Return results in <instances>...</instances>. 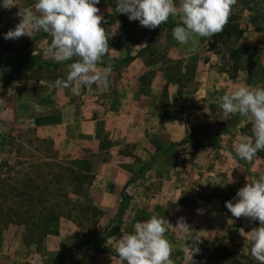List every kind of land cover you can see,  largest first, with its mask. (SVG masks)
<instances>
[{"label":"crops","instance_id":"1","mask_svg":"<svg viewBox=\"0 0 264 264\" xmlns=\"http://www.w3.org/2000/svg\"><path fill=\"white\" fill-rule=\"evenodd\" d=\"M109 3L100 0L107 12ZM34 4L35 0L20 1L7 10L12 13L0 20V37L5 42L16 47L51 42V36L41 31L4 39V34L22 20L16 15L19 7L34 8ZM136 23L143 31L141 41L131 46L109 45L97 65L98 70L111 67L108 86L80 85L75 94L70 89L51 88L57 79H66L68 65L79 57L61 63L36 48L29 61L8 66L5 102L13 104L21 119L25 117L39 139L51 141L60 155L94 176L93 182H133L136 195L131 202L137 209L156 202L151 190L155 185L166 198L163 201H182L180 209L195 214L201 223L194 229L197 237L189 242L195 241L203 251L244 249L238 239L245 238L243 234L258 228L259 223L243 216L233 222L225 202L236 195L225 196L221 185L231 187L238 182L239 190L251 182V169L264 176V158L245 161L235 156L233 144L249 137L245 133L249 121L234 114L227 122L229 117H223L217 99L239 84L253 87L246 78L250 70H239L237 77H230L228 67L220 68L221 57L209 50L212 37L197 36L194 42L179 44L168 33V27L177 26L179 17L170 16L155 30ZM162 27L164 61L150 52L153 33ZM142 165L146 166L145 175ZM104 192L100 189L97 193L101 204L94 197L89 198L90 203L105 205ZM121 201L122 192L115 200L118 212Z\"/></svg>","mask_w":264,"mask_h":264},{"label":"rangeland","instance_id":"2","mask_svg":"<svg viewBox=\"0 0 264 264\" xmlns=\"http://www.w3.org/2000/svg\"><path fill=\"white\" fill-rule=\"evenodd\" d=\"M20 1L26 3L34 0H15V3ZM109 1V12L102 8L103 4L97 5L104 17L101 26L105 29L109 45L131 46L141 41L143 31L137 27L136 21H129L126 15L116 13L115 0ZM175 2L179 4V0ZM7 10L0 8V20L12 13ZM230 12L244 30L238 45L246 47L248 52L236 58L229 53V49L218 45L219 53L216 54L221 57L220 68L228 67L230 77L234 78L239 70H250L247 81L253 87H264V0H236ZM117 22L121 25L113 26ZM168 28V33L172 35L174 26ZM163 32L164 27L153 33L155 40L150 48L155 58L161 61L165 58L160 42ZM211 42L208 44L209 50L213 45ZM50 43H27L16 47L0 37V264H122L119 258L111 254L91 251L90 243L101 240L105 248L113 250L123 234L134 231L135 223L148 220L153 215L170 223L165 225V237L171 245L172 264H258L251 256V244L246 237L244 240L238 239L240 246L244 245L245 248L232 252L221 249L212 253L209 249L203 251L195 241L190 243L189 238L197 237L194 229L201 223L195 214L189 215L180 209L182 201H163L166 198L159 194L157 185L151 188L156 202L151 203L149 208L144 205V209H137L131 202L135 194L131 181L90 184L74 178L70 172L72 170L86 173L79 169L77 162L60 155L51 141L39 139L25 117L21 119L13 104L5 102L9 94L6 88L8 66H19L29 61L33 50L44 51ZM8 52L11 55L6 54ZM27 76L26 72L22 79L25 80ZM229 120L230 117L227 122ZM245 133L252 136L250 123L245 125ZM257 156L264 158V151L254 157ZM141 168L145 175L146 166L142 165ZM249 173L251 181L260 177L255 169ZM238 186V182L231 187L221 185V192L232 197L236 195ZM100 189L107 193V201L103 206L93 205L90 197L101 204L100 193L97 194ZM121 192H125L130 201L124 214L119 217L115 200ZM29 196L40 200V204L37 202L33 206L34 209L37 207L35 211L29 208ZM28 217L29 223L24 221ZM181 219L185 225L179 226ZM237 219L233 217L232 221L236 222ZM258 225L261 226L260 223ZM234 226L238 227L237 223Z\"/></svg>","mask_w":264,"mask_h":264},{"label":"clouds","instance_id":"3","mask_svg":"<svg viewBox=\"0 0 264 264\" xmlns=\"http://www.w3.org/2000/svg\"><path fill=\"white\" fill-rule=\"evenodd\" d=\"M100 0H35L34 8L19 7L16 13L22 20L13 30L4 34V39L15 40L43 31L52 39L44 50L57 62L78 60L68 65L66 79H57L51 88L70 89L75 94L80 85L108 86L111 67L98 70V63L108 53L109 43L105 29L101 26L104 17L97 5ZM116 13L126 15L129 21L150 30H155L168 21L179 17L172 29L173 38L182 45L195 37H211L220 33L227 22L231 7L236 0H115ZM17 6L15 0H0V8ZM223 117L234 114L251 124V137L233 144L235 156L251 161L264 151V87L239 84L217 99ZM232 182V177L228 180ZM225 207L235 218L247 217L259 221L260 227L243 235L251 244L250 253L254 261L264 264V176L248 182L240 188L233 200ZM197 209V213H200ZM166 222L153 215L139 221L134 231L118 239L114 252L122 264H172L171 245L165 237ZM179 226L185 225L183 220Z\"/></svg>","mask_w":264,"mask_h":264},{"label":"trees","instance_id":"4","mask_svg":"<svg viewBox=\"0 0 264 264\" xmlns=\"http://www.w3.org/2000/svg\"><path fill=\"white\" fill-rule=\"evenodd\" d=\"M243 33H244V30H242V28L240 27V24L236 22V17L234 16L232 12H229V16H228L227 22L223 26V30L220 33L212 36V40L214 39L215 40L213 41V45L211 46L210 51H213L214 53L218 54L219 53L218 45L221 44L223 48L229 49V53L233 57L235 56L236 58H240L241 55H245L248 52L246 47L238 45L239 41L241 40L243 36ZM236 117H239V116L236 115ZM70 172L71 174H73V176H75L74 178L78 180V182H90L91 184L94 180V176L92 175L79 173L75 170H72ZM29 199H30L28 202L29 208L34 209L33 206L35 204H38L40 200L36 199L34 196L33 197L29 196ZM129 199H130L129 196L125 192H122V201H121V205H120V209L118 213L119 217H121L124 214L125 210L127 209ZM36 208L34 209V211L36 210ZM29 218L30 217L24 218V221L29 223L28 222L30 221ZM44 229H47V228L44 227ZM89 249L96 253L111 254L112 256L118 258L114 250L110 248H105L102 245L101 240H94L93 242H91L89 245Z\"/></svg>","mask_w":264,"mask_h":264}]
</instances>
